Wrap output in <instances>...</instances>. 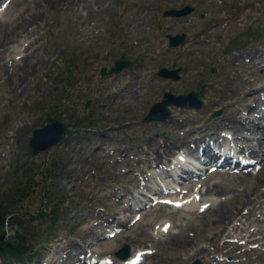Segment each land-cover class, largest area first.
Instances as JSON below:
<instances>
[{"label": "rangeland", "instance_id": "obj_1", "mask_svg": "<svg viewBox=\"0 0 264 264\" xmlns=\"http://www.w3.org/2000/svg\"><path fill=\"white\" fill-rule=\"evenodd\" d=\"M11 1L0 12V36L4 28L16 24L20 12L26 15L31 10L27 0ZM185 6L192 10L180 15L167 13ZM80 7L65 13L45 10L29 25L28 39L13 40L0 52V208L5 213L7 238L13 240L17 230H22L31 239L34 245L28 264H120L115 251L123 244L131 253L146 247L136 264H264V179L256 181L264 164L261 169V164L251 167L254 171L227 168L222 174L212 173L221 175L200 176L201 183L223 181L226 191L200 194L201 184L198 200L190 204L183 203L198 194L194 192L200 183L188 179L180 182L178 189L188 188L184 194L188 198H180L181 191L174 195L179 197L167 200L182 201L181 205L165 202L170 195L161 192L151 205L134 210L128 208L126 199L138 186L144 191L146 186L156 185V178L149 176L178 155L173 149L175 154L163 162L144 160L141 156L146 155L143 148L148 143L173 134L186 140L191 137L186 131L201 124H208L201 131L203 146L214 142L210 136L222 133L217 142L232 138L239 149L247 143L240 134L235 137L231 130L210 122L226 113L230 103L239 107L240 103L253 104L251 97H264L262 79L249 82L257 77L253 72L264 67L253 62L264 57V0H100L97 4L88 0L87 7ZM181 34L183 43L169 42V35ZM234 36L241 37L238 46L227 47ZM33 40L46 62L35 78L14 92L19 81L12 83L14 76L5 71L17 73L14 60L30 51L28 45ZM19 43L21 53L15 56ZM251 50L254 55L245 56ZM118 59L131 64L111 72ZM162 68L175 69L178 77L161 76L158 71ZM200 82L205 86L201 107L170 104L168 118L144 119L151 104L161 100L166 91L187 93ZM245 110L239 114L247 116L241 124L248 125V119L257 113ZM49 117L61 120L66 133L57 144L33 153L30 136ZM259 121L240 133L261 137L257 128L264 122V114ZM226 132L232 133L230 139ZM190 143L179 150L188 153ZM248 171L250 178H238ZM161 178L171 180L169 176ZM194 183L198 185L192 187ZM253 186L258 191L252 190ZM216 200L227 207L238 204L242 210L220 225L214 222V211L197 209L204 201L210 204ZM54 211L59 212L55 215ZM104 217L113 218L114 223L106 225L101 220ZM167 221L169 230L162 236H167L166 241L157 242V233ZM116 222L121 223L118 230L105 235V229L110 232ZM229 234L234 235L232 241ZM171 237L184 241L172 244ZM188 238L194 240L186 244ZM226 239L230 243L223 245ZM200 246L205 252L191 257ZM103 255H110L111 261L85 262ZM0 264L8 263L0 257Z\"/></svg>", "mask_w": 264, "mask_h": 264}, {"label": "bare ground", "instance_id": "obj_2", "mask_svg": "<svg viewBox=\"0 0 264 264\" xmlns=\"http://www.w3.org/2000/svg\"><path fill=\"white\" fill-rule=\"evenodd\" d=\"M1 1H6V0H0ZM14 2H19V0H13ZM13 1H11L12 3H14ZM90 1V0H89ZM93 3L97 4L100 2V0H91ZM27 2L29 3V6H31V10L29 12H27L26 15L23 14V12H20L19 15L17 16V19L16 20V24L12 25V27L10 28H4L2 30V33H1V36H0V52L4 49H7L8 48V45L10 43L13 42V40H16L17 41H20L21 39H28V34L27 33H30V29H29V25H31L33 22H35L38 18H39V14L45 12V10H50V9H55V10H61L63 13L67 12L69 9L71 10V8H74L76 9L77 11L79 10V7L81 9H84V7H87V3H88V0H27ZM24 3V2H23ZM10 4V3H9ZM18 5V4H17ZM24 5V4H23ZM103 5V4H102ZM10 6V5H9ZM8 6V7H9ZM11 7V6H10ZM24 7V6H23ZM21 8V7H20ZM89 8V6H88ZM14 9V8H13ZM23 9V8H21ZM27 9V8H26ZM20 10V9H19ZM85 11V10H84ZM83 11V13H84ZM8 12V11H7ZM12 12V11H11ZM59 12V11H58ZM71 12V11H70ZM82 12V10H81ZM13 13V12H12ZM62 13V14H63ZM94 13V12H93ZM75 14V13H74ZM88 14V13H87ZM11 15V14H10ZM42 15V14H41ZM65 15V14H64ZM82 16V15H81ZM86 16V15H85ZM84 17V16H83ZM3 18V17H2ZM8 18V17H7ZM3 21V19H2ZM4 22V21H3ZM10 22V21H9ZM40 23V22H39ZM37 24V23H36ZM35 26V25H34ZM40 27V26H39ZM35 28V27H34ZM35 31V30H34ZM32 35V34H31ZM30 35V36H31ZM29 36V37H30ZM18 38V39H17ZM34 38V37H33ZM38 40V39H37ZM21 41H25V40H21ZM18 43V42H17ZM22 43V42H21ZM27 43V42H26ZM24 43V44H26ZM191 44V43H190ZM16 45V44H15ZM14 45V47H15ZM23 45V43L21 44ZM11 46V45H10ZM18 46L20 47V43L17 45V47H15L16 49H14V53H15V56L19 55L21 53V51H19L18 49ZM42 47V46H41ZM187 47V46H186ZM28 48H29V52L28 53H25V54H20L18 58V60H14V64L13 66L15 67V69H17V73H12V71H9V69H7L5 72L7 73L8 76H14L12 78V83L14 82H18V84H15V88H14V92H16L18 90V88H22L23 84L27 83L31 78H35L37 76V72H38V69L46 62V59L43 57V55H41L39 53V46H36V40H33L29 43L28 45ZM31 48V49H30ZM169 48V47H168ZM158 49L159 50H162V47H159L158 46ZM172 49V48H171ZM200 50V49H199ZM25 51V49H24ZM156 52V51H155ZM166 52V51H165ZM169 52V51H168ZM241 51H238V55H241L240 53ZM257 52V51H256ZM170 53V52H169ZM253 53V50L249 51L247 54H245V56H248V57H252L254 54ZM259 53V52H258ZM262 53V52H261ZM4 54V53H3ZM166 54V53H165ZM47 55V54H46ZM45 55V56H46ZM152 55V54H150ZM259 56V55H257ZM5 57V56H4ZM49 58V57H48ZM54 58V57H53ZM234 59V58H233ZM235 61V59H234ZM10 62V60H9ZM49 62V61H47ZM255 64L258 63L259 65H264V57L261 56V60L260 61H253ZM8 63V62H7ZM6 63V64H7ZM252 63V62H251ZM250 63V64H251ZM4 64V63H3ZM245 65V64H244ZM48 67V66H47ZM14 69V68H13ZM12 69V70H13ZM234 69V68H233ZM253 69V68H252ZM41 70V69H40ZM14 71V70H13ZM251 72V71H250ZM259 72H262L264 73V67H261L260 70H256V72H253V74L257 77H254V79L252 80H249L250 83L253 82H257L260 80V78L262 79L263 83L260 85L261 88L264 89V74H259ZM6 75V76H7ZM241 77V76H240ZM239 77V78H240ZM226 79V77H225ZM33 80V79H32ZM7 82V80H6ZM248 82V83H249ZM244 83V82H243ZM28 84V83H27ZM233 84V83H232ZM229 85V84H228ZM31 87V85H30ZM233 87V86H231ZM225 89H227L225 87ZM240 90V89H239ZM20 92V91H19ZM26 92V91H25ZM24 92V93H25ZM232 92V91H231ZM12 94V93H11ZM14 95V94H13ZM226 95V94H225ZM224 95V96H225ZM232 95V94H231ZM23 96V95H22ZM115 97V96H113ZM112 97V98H113ZM220 97V96H219ZM232 97V96H231ZM208 98V97H207ZM228 98V97H227ZM249 98V97H248ZM15 99V97H14ZM251 100L254 101L253 104H248V103H240L239 107H237L234 103H230L228 105V109H227V112L226 113H223L220 117H218V119H213L210 123H214L216 122L217 124H219L220 126L226 128L227 132H231L234 134L233 136L235 137H238L239 134L241 135V137H243V139L245 140V142L247 141V143L245 144H242L243 146H241L242 149H240V153L244 154V155H250L251 157H249L248 160H256L254 161V163H251L250 166L253 167V168H256V166L260 165L261 164V167L259 169L262 168L263 164H264V151H261L263 150V147H262V143L264 142V127H262L263 125H259L257 130L260 131L261 133V137H255V138H252L250 136H247L245 134H242L240 133V131H245V129H251V127L254 126L253 123H259V120H260V116H262L264 113L262 111H264V108H262L260 105L264 103V97H251L250 98ZM223 100V99H222ZM236 101V100H235ZM232 102V101H231ZM244 102V101H243ZM238 103V102H237ZM252 103V102H251ZM106 104V103H105ZM228 104V103H227ZM244 109L247 110L246 113H250V112H256L257 114H255V118L254 116L250 117L248 119V125H245V124H241L243 123V121H245L246 117H242V114H239L241 111H244ZM230 110V111H229ZM245 110V111H246ZM186 112V111H185ZM225 112V111H224ZM187 113V112H186ZM239 114V115H238ZM180 115V114H179ZM199 117V116H198ZM202 117V116H201ZM207 117V116H206ZM1 119V118H0ZM203 119V118H202ZM206 119V118H205ZM109 120V119H108ZM182 120V119H181ZM200 119L196 120V122H198ZM209 120V119H208ZM188 121V120H187ZM106 122V121H105ZM107 123V122H106ZM174 123V122H173ZM199 123V122H198ZM208 123V122H207ZM209 123V124H210ZM250 123V124H249ZM215 124V123H214ZM178 125V124H177ZM190 126V125H189ZM208 126V124L204 125V124H201L200 126L198 127H195V126H192L191 129H188L186 132H188V135L191 136L190 138H186L185 140V137L183 136H179L177 134H173V135H170V137H165L162 139V141L160 142V140H156V141H153L151 143H148L146 144V149L143 148V151L146 152V155L144 153L142 157V159L144 160H157L158 162H163L164 160H166L168 158V156L172 153H174V150L173 149H176L175 150V153L176 154H180V157L178 156L179 160L174 159V160H166L163 164V166H170L171 165V169L174 171V170H177L178 168H184L183 166L179 165V162H182V163H185L187 160L189 159H186L187 157H190V158H193V159H198V156L196 154V151L194 149H197L198 148V145L199 143H203L204 142V135L201 134V131L204 132V130L206 129V127ZM211 126V125H210ZM163 128V127H162ZM213 128V127H212ZM218 128V127H216ZM173 130V129H172ZM178 130V129H177ZM210 130V129H209ZM231 130V131H230ZM150 131V130H149ZM148 131V132H149ZM251 131V130H250ZM180 132V131H178ZM191 132V133H190ZM216 132V130H215ZM226 132V133H227ZM175 133V132H174ZM196 133V134H195ZM231 133V135H232ZM93 134V133H92ZM169 135V134H168ZM225 135V134H224ZM228 135V134H227ZM94 136V135H93ZM223 137V133L220 134L218 137H212L210 136V138L212 140H214V143H216L217 141V138H222ZM245 137V138H244ZM92 138V137H91ZM148 138V137H147ZM225 138V137H224ZM108 139V138H107ZM158 139H160L158 137ZM202 139V142H200ZM230 139V138H229ZM232 139V138H231ZM230 139V140H231ZM109 140V139H108ZM228 140V139H227ZM254 140V142H253ZM237 141V140H236ZM147 142V141H146ZM191 142V143H190ZM240 142V141H239ZM143 143V142H142ZM190 143V146H191V149L190 148H186L188 149V153H185L184 151H180L179 148H182V146H187L188 144ZM239 144V143H238ZM238 144H235V145H232V148H236L238 147ZM120 145V144H119ZM221 145V142H217L216 144V148L214 146L211 145V147L208 149V158L210 160H212L214 157H218L220 160H229L228 157H230L231 155L227 154V153H223L221 152L222 148L220 147ZM264 145V144H263ZM180 146V147H179ZM247 146V147H245ZM119 147V146H118ZM240 147V146H239ZM193 148V149H192ZM226 149L230 150L231 149V144L230 142H227L226 144ZM120 151V150H119ZM129 151V150H128ZM133 151V150H132ZM99 153V152H98ZM150 154V155H147ZM174 153V154H175ZM189 153L192 154L189 155ZM248 153V154H247ZM252 153H255V155L257 157H253L255 155H253ZM262 155V156H261ZM101 157V156H100ZM140 157V159H141ZM170 157V156H169ZM177 157V156H176ZM205 157V155H204ZM126 158V156H125ZM94 159V157H93ZM132 159V158H131ZM181 159V160H180ZM238 160H241L239 158H237ZM143 160V161H144ZM182 160H185V161H182ZM104 161V160H103ZM125 161V160H124ZM195 162H199L200 164H203L204 160H194ZM245 163V162H244ZM117 164V163H116ZM204 165V164H203ZM70 168V167H69ZM227 169V168H225ZM229 169V168H228ZM248 169V168H247ZM162 173L164 172L163 169H161ZM208 171V170H207ZM260 171V170H258ZM215 172H220L221 171L219 170V168L216 169ZM162 173H158L157 175H150L149 176V179L150 177H153L154 179L157 178V179H162L161 177L164 176L166 177L167 175L165 174H162ZM236 173V172H235ZM245 173V172H244ZM239 174L238 175V178L240 180L244 179V178H247L249 176L251 171H248L246 172V174ZM258 173V172H257ZM256 173V174H257ZM212 174V173H211ZM219 173L217 174H212V175H218ZM222 174V173H221ZM219 174V175H221ZM228 176L230 175V172L226 173ZM244 175V176H243ZM254 175V174H253ZM121 176V175H120ZM223 176V175H222ZM72 177V176H71ZM119 177V176H118ZM124 177V176H123ZM225 177V176H224ZM117 178V176L115 177ZM250 178V177H249ZM76 179V178H75ZM122 179V178H121ZM261 179H264V168L263 170H261L257 175H256V181L259 182V180ZM72 180V178H71ZM132 180V179H131ZM248 180V179H247ZM246 180V181H247ZM134 181V180H133ZM156 181V180H155ZM191 181V180H190ZM255 181V182H256ZM112 182V180H111ZM118 182V181H117ZM139 182V181H138ZM223 182V181H222ZM221 182V183H222ZM154 183V182H153ZM156 185L159 183V182H155ZM220 183V181L218 180H215V181H202V187L204 186V190L203 188L201 187L200 189V194H207L206 192H211V193H214V191H218L219 193L222 192L223 189H225V185H222ZM236 183V182H235ZM246 183V182H245ZM224 184V183H223ZM228 184V183H226ZM240 184V183H239ZM264 183H262L261 185H263ZM153 188H155V186ZM192 185V184H191ZM228 186V185H227ZM231 187V186H229ZM234 187V186H233ZM254 188L252 190H256V186H253ZM190 188V187H189ZM228 190V189H227ZM262 190V189H261ZM226 191V189H225ZM238 191V190H237ZM258 191V190H256ZM113 192V191H112ZM189 192V191H188ZM226 193V192H225ZM262 193V192H261ZM240 194V193H239ZM245 195V194H243ZM251 195V194H250ZM257 195V194H256ZM220 196V194H219ZM198 195L195 194L194 196H192L188 202L191 203V201H196L198 200ZM248 197V195H247ZM248 201V200H247ZM261 201V200H260ZM171 203L173 204H177V203H182V201H170ZM207 202V201H206ZM205 203V201L203 202V204ZM147 203L144 204V206L146 205ZM254 204V203H253ZM206 205V203L204 204ZM204 205L201 206V208L204 207ZM207 209L211 210V211H214L213 214H214V222L215 223H218V224H222L225 220H227L228 218V222L229 223L232 219H230L231 215H233L234 217L239 214L242 210V206L240 207L238 204H233L232 207H227L225 202L223 201H212L211 204L207 207ZM249 210V209H248ZM261 210V209H260ZM205 212V211H204ZM212 215V214H211ZM101 216V215H100ZM106 216V215H105ZM210 216V215H209ZM113 217V216H112ZM99 218V217H98ZM110 218V217H109ZM108 217H104L103 219H101L102 221H106L105 224L108 225V224H113L114 223V219L111 218L109 219ZM211 218V217H210ZM263 221V218L261 219ZM125 220H123L124 222ZM122 222V220H121ZM126 222V221H125ZM227 223L224 224V227L226 228L228 225ZM103 224V223H102ZM121 223H118L116 222L115 225H120ZM202 225V224H201ZM197 226V225H195ZM204 226V225H202ZM169 224L168 223H164L163 226L159 229V232L157 233L158 236L156 237L157 238V242H163V241H166V237H162L163 234H165V230L168 229L169 230ZM189 227V226H188ZM205 228V227H204ZM231 229V228H230ZM185 230V229H184ZM188 230V229H187ZM195 231V230H194ZM220 231V230H219ZM218 233V232H217ZM216 233V235H217ZM221 232L218 233V235H220ZM170 234V233H169ZM228 234V233H227ZM226 234V235H227ZM175 235V234H174ZM187 235V234H186ZM91 238H93V234L89 235ZM197 236V235H196ZM214 236V235H213ZM179 237V236H178ZM194 237V236H193ZM216 237V236H215ZM214 237V238H215ZM232 237V238H230ZM234 235L233 234H229V237L230 240L229 241H232ZM66 239V238H65ZM261 239V238H260ZM153 240V238H152ZM149 239V241H152ZM194 239L193 238H188L186 239V244L187 242H191L193 241ZM210 240H214L213 237L210 239ZM184 240H179V238H175V237H171L170 239V243L172 244H181L183 243ZM215 241V240H214ZM227 239L224 240L223 242V245L226 243V242H229ZM236 241V240H235ZM238 242V241H237ZM248 242V241H247ZM76 244H78L77 242H75ZM230 243V242H229ZM60 244V243H59ZM162 244V243H161ZM194 244V243H193ZM182 245V244H181ZM192 245V244H191ZM195 246V245H194ZM234 246V245H233ZM238 246V245H237ZM79 248L81 247L80 245L78 246ZM201 247V246H200ZM205 247V246H204ZM62 248V247H61ZM146 247H143L141 248L140 251L138 252H133L131 253L128 258L126 259H120L119 258V263L120 264H135L138 259L141 257L142 255V249H144ZM176 248V247H175ZM183 248V247H182ZM194 248V247H193ZM181 249V248H180ZM220 249V248H219ZM184 250V249H183ZM208 250V249H207ZM210 251V250H209ZM205 252V249L204 248H197L195 249L192 254H191V257H194V256H197V255H200V254H203ZM207 252V251H206ZM212 252V251H211ZM210 252V253H211ZM213 253V252H212ZM228 253V252H227ZM209 255V253H208ZM216 255V254H215ZM69 256V255H68ZM213 256V255H212ZM228 256V255H227ZM207 257V256H206ZM217 257V256H216ZM264 259V258H263ZM209 260V259H208ZM217 260V259H216ZM213 262V260H212ZM239 262V261H238ZM241 262V261H240ZM252 262V261H251ZM223 263V262H222ZM169 264V263H168Z\"/></svg>", "mask_w": 264, "mask_h": 264}, {"label": "water", "instance_id": "obj_3", "mask_svg": "<svg viewBox=\"0 0 264 264\" xmlns=\"http://www.w3.org/2000/svg\"><path fill=\"white\" fill-rule=\"evenodd\" d=\"M190 8H184L183 10H170V13H185L188 12ZM184 35H176L171 36L170 43L178 44L184 42ZM235 40H231L229 45H232ZM131 62L129 60H116L115 64L111 67L112 71H118L124 66H129ZM102 72H105V69L102 68ZM159 74L168 75L173 78H176L177 72L169 71L166 68H162L159 70ZM204 93V85L199 84L196 90H190L187 93L175 94L171 91H166L163 95V98L160 101L154 102L150 108L148 113L145 115V120H153V119H165L169 116V109L167 107L168 104H175L180 106H193L200 107L202 104L201 96ZM66 129L63 122L55 117L47 118L46 124L42 127L36 128L33 130L30 139L29 146L30 150L35 153L39 150H44L50 148L51 146L57 144L65 135ZM116 254L121 258H126L129 254L128 245L122 246L119 250L116 251Z\"/></svg>", "mask_w": 264, "mask_h": 264}, {"label": "trees", "instance_id": "obj_4", "mask_svg": "<svg viewBox=\"0 0 264 264\" xmlns=\"http://www.w3.org/2000/svg\"><path fill=\"white\" fill-rule=\"evenodd\" d=\"M59 211H54L57 215ZM5 213L0 208V257L9 264L15 261L30 260L33 245L31 239L26 236L22 230H17L13 240H9L6 236L7 231L3 228Z\"/></svg>", "mask_w": 264, "mask_h": 264}]
</instances>
